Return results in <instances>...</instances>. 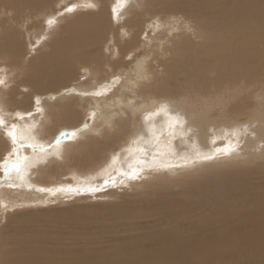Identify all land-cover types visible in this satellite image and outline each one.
Instances as JSON below:
<instances>
[{"label": "bare ground", "instance_id": "obj_1", "mask_svg": "<svg viewBox=\"0 0 264 264\" xmlns=\"http://www.w3.org/2000/svg\"><path fill=\"white\" fill-rule=\"evenodd\" d=\"M51 1L53 5H55V2H58L59 0H0V7L4 6L3 9L10 8V11L12 10L14 16L16 17L24 15L27 12V15L31 18V16H36V14L39 13L41 9L45 7L48 11L49 8L47 6H49L48 4L51 3ZM95 1L100 6H98L99 10L97 13H80V15H78V13V16H74L73 22L77 24V26L75 25L76 28H74V26L72 27L73 29H70L68 31L66 26L61 28L60 31L57 32V34H55L53 38L50 39L51 41H48L46 44L44 43L46 46H48L47 52L43 53V55L39 56V58L32 60L31 64H29L26 68L24 74H20L24 75V78L22 80H24L25 83H27L26 85L30 87V89L32 90L31 93L28 94L29 92L27 91L28 93H24L23 95H21L23 97H21L19 93L17 94L16 88H11V91L7 92V94H5L4 92V96L2 97H4V99L9 97L8 101L10 102V104L12 101L13 107L15 106L24 108V105L29 103L32 107L34 106L31 111L33 114L32 116H34V118L32 119H36L35 115L39 113L36 112V99L38 95L35 94H46L47 92H52V94H55L50 98L52 100L51 102H49V98H41L47 100L46 103L48 104L46 109L47 112H49V117L51 116V114L53 115V125H47V127L41 128L40 130H37L36 128L33 130L31 129V127H24L27 123L25 122L26 118L24 119V117H27L28 115H22L24 120L19 121L15 124L17 126L18 134L22 135L23 137L20 140L21 143L23 142L22 144H42L44 146H48L56 139L58 132H60L61 130L59 129L60 127H71L75 124V120H72V116L76 115L77 112L81 114L84 109L87 112V109L90 108H96L101 110L102 103H98L101 100L97 101V98L94 99L92 98V96L87 97L86 99L82 97L84 100H81L82 103H80V100L78 101V98L76 99L77 95H75L74 93L82 91H92L103 87L107 82L106 76L97 79V86L95 85V88L89 87V83L86 82V84L82 85L76 83L75 85L71 84V87L67 89V92L66 90L54 91L55 88H58L72 80L76 67L90 66L92 68L91 75L93 77H96V73L100 72V70L103 69V57H101L100 55L99 47L101 46V33L103 32L106 25L105 14L107 11L106 5L108 0ZM151 2L152 3L150 4V8L146 10V13L152 10L158 12L159 10V14L162 15L163 18L168 19L169 22L167 24V27L163 28L155 36H148L146 35V33L140 35V38L145 41H141V46L143 48H146L147 52L143 53L142 55H133V59L131 58L132 61L127 64L128 73L131 74L130 76L132 77V80L127 81V84H125V86L121 85L122 87L118 88V90L127 89L131 94L133 91H135L133 90V88L135 89L139 84H141V89H143L144 94L147 93L148 96H146L144 99H142L140 96L136 97L137 95L135 96V94L139 93L138 91L134 94L136 99H133L132 96L131 98L125 100L126 105H129L127 109L123 108V102H125L123 100V94L119 93V95L116 97H114L113 95V98L110 101H101L106 104V109L101 110V116L99 117L98 121V124L101 125L95 126L94 123V125L84 128L83 132L80 135L76 136L77 138H71L64 143H59L58 146L52 147L48 152H36V154L30 155V157H24L22 155V152L20 151H23L25 155H27L26 153L29 154V152L32 150V148H29L27 146L23 148L24 150L21 149L18 153L14 152L12 158L10 157L11 159L9 160H15L17 159V157H19V172H14L15 167H12L11 165H9L7 169L3 168V164L0 165V168H2L3 171L2 173L0 172V187L16 186L18 188L22 187L24 189L33 188L37 191L38 194L44 192L39 191V189H45L47 186H51L52 189L60 188L58 186L56 187L59 182L56 184L52 181H60L63 177L66 178L67 175H72L73 172H78L77 175H79L80 173H82L83 175L84 173L93 172L101 169L102 165H104L103 163L108 162L106 161L108 154L101 156L102 151H109L111 148H115L116 144H118L119 146L117 151H123L128 146H130V140H128L131 136L130 134L137 129L134 128L136 127V113H141L143 111L148 112V110H152L154 106L157 105V100L161 98H167L166 100L168 101L169 99L170 101V98H172L173 95H181L182 99H184L185 101L188 100L189 102L193 101L192 103H200L201 100H205V102H208V100H210L209 103L212 106H219V104L222 105L224 101H227L225 107H228L229 109L227 110L226 115L231 117H233L234 114H237L238 116L242 117V115H244V111H254L259 108L256 104L252 106L251 101L249 104V101H247L249 98L248 96H246V90L249 91L250 89H255V92H259L264 95V0H152ZM70 6V9H74L75 7L74 5ZM48 12L49 14L52 13L51 11ZM5 13L8 14L9 12ZM60 14L62 15V13ZM36 17L39 16L37 15ZM9 19L8 17H5L4 20L1 18L0 20L3 21H0V25L2 26L3 24H6V22L10 24ZM8 24L6 25L7 30L10 26ZM11 25L13 26L12 23ZM140 25L141 23H139V25L137 24V27H139ZM17 27H20V25ZM3 35L6 37L2 39L3 36H0V59L8 62L12 66H17L22 61L20 59V55H24V51L21 47L22 43L19 40L17 42L12 41V33L10 35H8V33ZM132 47V43H124L123 45H119V51L121 55H123L125 51L129 50V48ZM115 49L117 50V48ZM130 53L126 54L127 60L129 59V57L132 56ZM120 62H111L113 75L117 73V68L120 66ZM137 64H142L145 67L149 74V79L139 81L136 80ZM127 90L122 91L126 93ZM151 90H155V92L153 91L155 93L154 96ZM64 93L70 94H67V97H65L64 95L65 98L61 97V94ZM16 94L17 96L21 97V99H19L21 100L19 101V104L16 103ZM33 94L34 96L30 99L29 95ZM252 94L254 95V92H252ZM241 95L242 98H240V108L238 110L237 107H235L236 104H233V102L236 101L237 98H239L238 96ZM41 99L39 100L41 101ZM166 100H164V102ZM71 102H77V110ZM4 104L5 106L7 105V100H4ZM111 106H113V109L108 110V108ZM263 109L264 108H262V110ZM92 110L93 109H91V111ZM215 111H218V109ZM22 113H24V111ZM123 114L128 115L127 122H122ZM203 115L205 116V114ZM59 116L61 117V119H59ZM214 116H217V114H214ZM41 118L44 119V115H42ZM206 120H208V118ZM244 120L246 121V119ZM186 122H188V120H186ZM239 123L240 122H238V124ZM187 126L188 125H186V127ZM36 127L40 128L37 126V123ZM211 127L212 126H210L209 128L212 129ZM30 130L35 132V139L31 137ZM113 131L117 133H113ZM198 140H200L199 137ZM10 142L11 141L9 139V143ZM249 143L250 142H248V144ZM60 149L62 150V153L64 152L63 156L62 153L59 152ZM58 152L61 153L60 156H62L61 161L59 162L58 160V164H52L48 167L43 166V161L47 158L45 157L46 155L52 154V156L54 155L55 158H59V154H57ZM56 155L58 157H56ZM55 160L56 159L52 157H50V159L48 157L49 162L46 159V164H51L52 162L54 163ZM40 161L43 165L40 164L38 168H35V173L37 175L36 178H30L31 180H33V183H28V180L30 179L29 177H25L26 172L24 171H28L27 169H29L31 166L35 165L38 162L40 163ZM55 162H57V160ZM118 166L119 165H117V167ZM230 175L232 176V174ZM214 176H216V174ZM68 183H64V185L61 184V187H63L65 191H49L47 194L51 193L52 198L54 194H58V196L64 197L67 193L72 192L68 191V189L72 187H77L76 185L70 187ZM198 183L196 180V184ZM248 183L250 182L239 184L233 183L228 185H226L227 183L219 184L215 186L214 190H208L203 186H199L198 189L201 191L199 193H202L201 199L196 198V201L186 200L185 202L182 199L181 201H178L176 199L174 201L171 199H167L162 195V189L157 190L156 193H158V195L156 194V201L153 203V207H146L148 208L146 210H142L143 207H138L139 209L136 207L137 210L125 211L124 215L125 217L127 216L130 218H136L137 220L143 218L147 219L148 216L154 217V215H156V217L157 215L166 217V221L169 222L170 225L169 231L168 229L165 231L160 230V232H154L155 234L141 236L140 238H137L138 240L135 241V243L133 244H122L120 248L114 249V252L111 253L114 257L109 256V258H97L92 255L90 257H86V260L75 261L74 264H89L97 260L100 264H102L101 262H105L106 259H113V261H111L112 264H136L135 262H137V264H195L196 262H202L203 264H239L240 262H245L247 264H264V208L258 206V209L256 211H253V206L249 208L247 205L245 206L243 202L238 201L244 200L246 197H248L246 196V193L248 192L244 191V188ZM141 185H143V183ZM85 186L86 185L79 187L83 188ZM3 192L4 191L0 190V196L1 194H3ZM144 192L146 193L145 196L152 195L151 190H144ZM193 193L194 189L189 187L187 190V195H185V197L192 198L194 196ZM85 194L91 193L89 192ZM38 198L39 197H37V200ZM0 203L2 205V209L6 206L9 207L8 205L5 206L4 199H1V197ZM141 205H143V203ZM203 206L207 207L208 209H215V211L208 210L210 214L208 213V215H205L203 216V218L201 217L200 220L196 221H205L206 226L205 224L202 225L206 227V230L200 232L203 234L198 237L196 236L195 238L194 234H190L187 231H180L176 222L180 223V220L183 219V217H185V215L189 213V216L191 218L193 213L195 212L194 210L199 209ZM174 208H176L175 212H173ZM11 209H8V211ZM184 211H186L185 214ZM177 216L183 217L178 220H175ZM115 218H117V215ZM133 220L135 221V219ZM229 225H237L239 227H236L238 230L234 232L236 234L239 233L238 237H235V234L231 233V227V229L228 230ZM16 231L17 230L15 228L14 230H12V232ZM12 237L13 239L15 238L14 236ZM35 242L36 244L27 245L31 247L34 246V248H32L33 251H29L28 249L15 250L9 255L11 256V258L7 260L11 262L2 263L54 264L56 260L55 256H61L62 254V250L57 247H48L46 244L41 243L37 240H35ZM145 244H148L150 247L145 248ZM129 248L133 250H131L129 253L123 252L124 250ZM118 252H121L122 256L118 254Z\"/></svg>", "mask_w": 264, "mask_h": 264}, {"label": "rangeland", "instance_id": "obj_2", "mask_svg": "<svg viewBox=\"0 0 264 264\" xmlns=\"http://www.w3.org/2000/svg\"><path fill=\"white\" fill-rule=\"evenodd\" d=\"M109 1H110V5H109ZM142 1L143 0H125V3L121 4L118 2V0H108L107 5H106L107 11L105 14L106 15V18H105L106 25H105L103 32L101 33V38H100L101 39L100 40L101 46L99 47L100 55H101V57H103V69L100 70V72L96 73V75H97L96 77H93L91 75V72H92L91 69L92 68L90 66L76 67V69L74 70V77L72 78V80L69 81L68 83L58 87V88H55L54 91H58V90L64 91V90L69 89L71 87L70 86L71 84L75 85V83H76V84L82 85V84H86V82L90 84V85L88 84L89 87L95 88V85L97 84V79H100V78L106 76L107 82L109 83L112 81V78L114 76H120V77H122L121 83L119 85H117L110 93H108V95L100 96V97L92 96V98H94V99L97 98L96 99L97 101H100V100L101 101H103V100H105V101L109 100L110 101L113 98V95H114V97H116L119 95V93H122L123 94L122 96L124 97L123 100L125 101V100L131 98L132 96H133L132 97L133 99H136V97H139V96L142 99H144L146 96H148L147 93L144 94L143 89H141L142 88L141 84H139L135 89L133 88V90H135L136 92L133 91L131 94H130L129 90H127V89H122V90H127L126 93L122 90H118V88L125 86V84H127V81L132 80V77L130 76L131 74L128 73L127 64L130 61H132V59L134 57L133 55H135V54L142 55L143 53L147 52V49L143 48L141 46V41H143V40L140 38V35H142L143 33H146V35H148V36H155L163 28H166L167 24L169 22L168 19L163 18V16L159 14V10H158V12L152 10V11H150V12L148 11V13H146V10H148L150 8V4L152 3L151 2L152 0H144L143 2ZM51 3H52V1H51ZM51 3H49L48 4L49 6H47L49 8L48 11L52 12L54 10L55 12L53 11L52 13L50 12L51 14H49V12L47 11V9L45 7L43 9H41L42 12L40 11L39 13L36 14V16L38 15L39 17L31 16V18L27 15L28 14L27 12L24 15L16 17V16H14L12 10L10 11V8L9 9H6V8L3 9L4 6L0 7L2 9V10L0 9L1 10L0 11V19L2 18L4 20L5 17H8V19L10 18L9 19L10 24H8L6 22V24L2 25L3 27L0 25V28H1L0 29V32H1L0 36L1 37L3 36L2 39H4V37H6V36H4L3 34L8 33V35H10L12 33L13 38L14 37L16 38V39L14 38V40L12 38V41L17 42L19 40L22 43L21 47L24 51L23 52L24 55H20V59L22 61L20 60L21 62L17 66H12L8 62L0 59V61H1L0 62V79H3V81H4L3 84H0V90H1L0 91V115H2L3 120L5 122L4 127L0 128V142H1L0 143V165L5 164L7 160L9 161V159L12 158L13 153H14V151H13L14 146L12 145L11 142L9 143L8 137L5 136V134H4L5 130L10 129L13 124L18 123L19 121H22L25 118H26L25 122H27V123L25 124L24 127L29 128V127H31V125H33V124L36 125V123H37V126L40 127V128L35 127L37 130L38 129L40 130L41 128H45V127H47V125H53L54 124V123H52L53 115L51 114L52 118H51V116L49 117V115H48L49 112H47V109H46L47 104H48V103H46L47 100H44V99L49 98L48 100H49V102H51L52 100L50 98L53 95H55V94H52V92H47L46 94H39V93L35 94V95H38V97L36 96L37 98L40 97L39 99L44 98V99H41L42 102L39 100V105L36 106V109H37V107H41L43 109L42 112H39L40 114L36 110V112L38 114L35 115V118L37 120L32 119V118H34V116H32L33 114L31 115L32 117L28 115L27 117H24V119L21 118L20 116H18L17 114L20 112H21L20 114H22L23 116H26L28 113H32L31 111H32V108L34 106L32 107L31 104L29 103L30 105L25 104L24 108L15 107V106L13 107L12 101H11L12 105L8 101L9 97L8 98L5 97L6 99H4V97H2V96H4L3 95L4 92H5V94H7V92L11 91V88H16L17 94L19 93L20 96L23 95L24 93L27 94L28 92H29L28 94H30L32 90L30 89L29 86L26 85L27 83H25V81L22 80L24 78V75H20V74H24V72L26 71V68L28 67L29 64H31L32 60L39 58V56H41V55H43V53L47 52L48 46H46L45 44L48 41H51L50 39L53 38L55 36V34H57V32L60 31L61 28L66 26L67 31H68L70 29H73L72 27H74L75 25L77 26V24L75 22H73L74 16L76 17V16L80 15V13L95 14L98 12L99 7H100L99 4L96 3L95 0H59L58 2L57 1L55 2V5H53V3L52 4ZM85 3H87V4H85ZM88 3H92L94 5V7H96V8L88 7L87 6ZM96 4H98V5H96ZM70 5H74L75 7L71 11H68V9H70ZM54 7H56V8H54ZM132 8H134V9H132ZM114 9H115V13L113 11ZM3 12H4V14H3ZM5 12H9V13L6 14ZM66 12H67V14H66ZM60 13H62V15ZM12 17H13V19H12ZM56 17H57V19H56ZM3 20H0V21L2 22ZM16 20H18V21H16ZM49 20L53 21V23L51 25H49L47 23V21H49ZM135 20H136V22H135ZM69 21L71 22V24ZM158 21L165 24L166 27H162L160 29L157 28V22ZM164 21H165V23H164ZM11 23L13 24V26L11 25ZM139 23H141V25L139 27H137V24L139 25ZM7 24L10 25L12 28L11 29L9 26L8 27L9 31L7 30V26H6ZM18 24L20 25V27H17V26H19ZM124 24H125V27H124ZM22 26H23V28H22ZM76 26L74 28H76ZM16 27H17V29H16ZM130 29H132V30H130ZM53 32H54V34H53ZM37 39H38V41H37ZM129 42L132 43L133 47L129 48V50L125 51L124 54L121 55V53L119 51V45H123L124 43H129ZM143 42H145V41H143ZM115 48H117L118 51ZM128 52L129 53L131 52L130 54L132 55L131 56L132 59L127 60L126 54H129ZM111 62L112 63L120 62V66L117 68V73H115V75L112 74L113 69L111 68V65H112ZM24 65H25V67H24ZM19 67H20V69H19ZM102 72H104V73H102ZM107 82H106V84H107ZM22 83L25 85H23ZM18 87L20 89L22 88L24 91L22 89L20 90ZM254 90L255 89H250L249 91H251V92L246 90V96H248V98H249L247 101H249V104L251 101L252 106H254L256 104L259 108L257 110H254V111H250V110L244 111L243 112L244 115H242V117L238 116L237 114H234L233 117L226 115L227 110L229 109L228 107H225L227 101L226 102L224 101L222 105L219 104V106L218 105L212 106L209 103L210 100H208V102H205V100H201L200 103L199 102L192 103L193 101L189 102L188 100L185 101L184 99H182L181 95H173L172 98H170V101L168 99L169 102L166 100L167 98L158 99L157 105L154 106V108H153L154 110L152 109V110H148V112L143 111L144 113L143 112H141V113L137 112L136 113V116H135V126L136 127H134V128L135 129L137 128V129L134 130L135 132L133 131L134 133L132 132L130 134L131 136L129 135L130 138L128 139V140H130V142H129L130 146H132L134 148V147H136V145L133 144L134 140H137L141 136L144 137L145 139L149 138L148 127L150 125H152V124L155 125L154 132L156 134H159L160 132L167 130V125L170 121V117L163 110L160 111L159 115L151 117L150 120L147 122L144 119L145 115H147L148 113H151V112H155L157 109H162V105H164L166 103L168 105V111H170L172 114L179 113L182 117H184L185 120H188L189 123L188 122L186 123V125H188L187 127L192 129V131L190 133H187L185 135H180L179 131L177 130V135L172 140L173 146L175 147L177 152H179L181 154H184V153L194 154L197 150H199L201 153H207V152L214 151L215 148H217V147H223L225 144L229 143V141H231L232 143H236V137L231 135L232 128L237 126V125L242 126V124L243 125L247 124V125H249L250 133L255 132L256 135H255V137H253L251 134H249V135L241 138L242 143H241V150H240V156L239 157H236V156H233L232 158L219 157L213 161H209V162H205V163H198L194 167H190L188 169H173L170 171L151 172V173H148L145 176H143L139 181H136L132 187L118 186L115 188H109L106 191L96 192L95 194H93V193L85 194V193H89V192H83L82 194H78L76 192H74V193L70 192L71 194L67 193L64 197H60V196H58V194H54L53 198H52L51 193H49L50 195L47 194L49 191H47V192L44 191L43 193L37 194V191L34 190L33 188L24 189L22 187L18 188L16 186H13V187L2 186L3 188L0 187V190L4 191L0 197H1V199H4L5 206L8 205L9 207L14 208V209H11V208L6 206L2 209V207H1L2 205L0 203V208H1V210H0V264L2 262H7V263L11 262V261H7V260L11 258V256H9V255L15 250L28 249L29 251H33L32 248H34V246L31 247V246H27V245L36 244L35 240L46 244L48 247L54 246V247H57L60 250H62L61 256H55L56 260H55L54 264H74L75 261L86 260V257H90L92 255H94L97 258H102V257H108L109 258V256L114 257L111 253L114 252V249L120 248V246L122 244H127V243L133 244V243H135V241L138 240L137 238H140L141 236H147V235L155 234L154 232H157V231L160 232V230L161 231H165L167 229H168V231L170 230L169 222H167L166 217H163V216L157 215V217H156V215H154V217L148 216L147 219L143 218V219L137 220L136 218H130L127 216L125 217V215H124L125 211L137 210L138 207L139 208L143 207L142 210L143 209L146 210L150 207H153L154 206L153 203L156 201L155 199H156V196L158 195V193H156V192H157V190H161V189L163 191L162 195L164 197H166L167 199H171L173 201L175 199L178 201H181V199H182L185 202L186 200H191V201L195 200L196 201V198L201 199L202 193H199V192H201L198 189L199 186H203L204 188H206L208 190H214L215 186L219 185V184H226L227 183L226 185H228V184H233V183L239 184V183L250 182L244 188V191L248 192V193H246L247 194L246 196H248V197H246L244 200H238V201L243 202V204L245 206L247 205L249 208H251L253 206L252 207L253 211H256L258 209V206L264 208V202H263V200H264V181H263L264 180V147H262V144H264V109L262 110V108H264L263 107L264 106V99H263L264 95H262L259 92H255L256 90L255 91ZM138 91H139V93H137ZM151 91L155 92V90H151ZM21 92H23V93H21ZM154 92H153V96L155 95ZM252 92H254L255 96L252 94ZM1 93H2V95H1ZM135 93H137V94H135ZM17 94H16L15 98H16V103L19 104V101H21L19 99H21V97H23V96L20 97V96H17ZM67 94L69 95L70 93L61 94V97H64V95H65V97H67L68 96ZM134 94H135V96L136 95L137 96L135 97ZM29 96L31 99L34 96V94L29 95ZM238 97L239 98H237V100L234 101L233 104H236L235 107H237V109L239 110V108H240L239 104L241 101L240 98H242V95L238 96ZM64 98H63V100H64ZM81 98H82V96L78 97V95L76 97V99L78 101L80 100L79 101L80 103H82L81 100L83 101L84 99H86V98H84V99L83 98L81 99ZM30 99H29V101H30ZM142 99H140V100H142ZM4 100H7L6 106L4 104ZM164 100H166L167 102L166 101L164 102ZM101 101L98 102V103H102L101 104V106H102L101 110L106 109V106H105L106 104L104 102H101ZM158 102H160V103H158ZM71 103L74 105V107L78 106L77 102H71ZM123 103L125 104V105L123 104V106H124L123 108L129 107V105H126V101ZM206 106L207 107L209 106L208 109L210 111L207 109ZM75 109L77 110V107ZM91 109H93V110L91 111ZM111 109H113V106L108 108V110H111ZM217 109L219 112L215 111ZM99 110L100 109L90 108V109H87V112L84 109V111L81 114L79 112H77L76 115L72 116V120H75L76 125L74 124L71 127H67V126L60 127L59 128V129H61L60 132L76 131V133H77L76 136H78L84 130L83 124L85 123V121H87L88 126L94 125V123H95V126L101 125V124H98L99 117L101 116V112H102L101 110L100 111ZM23 111H24V113H22ZM93 111L96 112V118L94 120L90 118V113ZM203 114H205L206 118ZM214 114H217V116H214ZM42 115H44V119L41 118ZM186 115H188V116H186ZM28 117H30V118H28ZM19 118H21V119H19ZM27 118H28V120H27ZM207 118H208V120H206ZM59 119H61L60 116H59ZM244 119H246V121ZM122 120H123L122 122H127L128 115L123 114ZM36 121H40V122H36ZM237 121L240 123L238 124ZM244 122H246V123H244ZM254 122H256V123H254ZM40 123H42V124H40ZM202 123L205 125H203ZM216 124H218L219 126ZM204 126H205V128H204ZM210 126H212L211 127L212 129L209 128ZM60 132H58V135ZM113 133H117V132L113 131ZM197 133H199V134H197ZM200 136H201V138H200ZM198 137L200 140H198ZM67 140H69V139L65 138L60 143H64ZM204 140H205V143H204ZM213 140H215V144L213 143ZM248 142H250V143L248 144ZM20 143H21V141H20ZM141 144H143L142 141H141ZM7 145H9V146H7ZM115 146H116L115 148H111L109 151H106V152L102 151L101 156L108 154L107 159H106V161H108V162L103 163L104 165H102L101 169H99L97 171H93V172H87V173H84L83 175H82V173H80L82 176L80 174L77 175L78 172H75V173L73 172V174L75 176L73 174H72L73 176L67 175L69 177L66 176V178L63 177L60 181H52V182H54L56 184L58 182L60 183V184L58 183L57 185L55 184L56 187L57 186L61 187V184H63V185H64V183L67 184L68 181H69L68 185L70 187L75 186V185L77 187H79V186H84V185L96 186L98 184H102L103 180L106 177H108L109 172L111 171V169H108L107 171H105L104 167H107V165L111 161L112 157L116 153H120L121 161L123 162L124 157L127 155V152H125L124 150L123 151L122 150L117 151V149L119 147L118 144H116ZM257 149H259V151H257ZM61 151L62 150L60 149L59 152H61ZM20 152H22V155L24 157L25 156L30 157V155L36 154V152H34L33 150H31L29 152V154L26 153L27 155H25V153L23 151H20ZM59 152L57 154H59L58 156L60 159L55 158V156L54 155L52 156V154H48L49 156L48 155L45 156V157H47L46 158L47 161H48V157H49V159H50V157H52V158L56 159L57 162H55L56 161L55 160L54 163L52 162L51 164H49V163L46 164V159H44V161H43L44 165L40 161V163L38 162L35 165L31 166L32 168L30 167L29 169H27L28 171H24V172H26L25 177H27V178L29 177V179L30 178L31 179L36 178L37 175L35 173V171H36L35 168H38L40 166V164H42L45 167L51 166L52 164L53 165L58 164V160L60 162L62 159V156L64 155L63 154L64 152L63 153L61 152L62 156H60L61 153H59ZM58 156L56 155V157H58ZM25 164H27V163H25ZM118 165L121 166L120 164H118ZM122 166L127 167V162H123ZM246 167H248V168H246ZM251 168H253V169H251ZM0 169H1L0 172L2 173L3 172L2 168H0ZM236 169H237V171H236ZM14 172L18 173L19 168L15 167ZM1 173H0V178H1ZM215 174H216V176H214ZM230 174H232V176ZM252 177H255V178H252ZM31 179L30 180L27 179L28 183H30V182L33 183V180H31ZM247 179H249L250 181ZM196 180H197V183L199 182L198 184H203V185L196 184ZM198 180H200L201 182ZM142 183H143V185H141ZM259 185H261V186H259ZM65 186H67V185H65ZM189 187L194 189V193H193L194 196L193 197H195V198H193V197L192 198H186L185 197V195H187V190ZM45 189H52V187L47 186ZM22 190H24V191H22ZM144 190H151L152 195L145 196L146 193L144 192ZM8 191H10V192H8ZM32 191H34V192H32ZM258 191H259V194H258ZM5 192H6V194H5ZM23 194H25L27 197ZM199 194H200V196H199ZM18 195H20V196H18ZM251 195H253V196H251ZM36 196L39 197L38 200H37ZM86 196H88V197H86ZM89 196H91V197H89ZM139 196H141V197H139ZM9 197H10V199H9ZM13 197H16V198H13ZM146 197H148V198H146ZM149 198L151 201L149 200ZM254 198H256V199H254ZM15 199H16V201H15ZM147 199H148V201H147ZM7 201H9V202H7ZM250 201L254 205H252ZM43 202H44V204H43ZM145 202H146L147 206L145 205ZM140 203L141 204L143 203V205H141ZM146 207H148V208H146ZM7 208L11 209V210L8 211ZM208 210L209 211H215V209H211V208L208 209L207 207L203 206L199 209H195L194 210L195 212L193 213L191 218L189 216L190 213L185 215V217L182 216L183 219L180 220V223L176 222L178 224V229L180 231H187L190 234H194L195 238H196V236L198 237V236L202 235L203 233H200V232L206 230V227H205L206 223H205V221H200V222H196V221L200 220L201 217L203 218V216L208 215V213H209ZM175 211H176V208L173 209V212H175ZM185 213H186V211H184V214ZM116 215H117V218H115ZM118 216H119V219H118ZM182 217L177 216L175 218V220H178ZM133 219H135V221ZM191 219H192V221H191ZM171 223H174V222H171ZM202 224L203 225L205 224V226H203ZM233 226L229 225L228 230H230L232 228L230 230L231 233L235 234V237H238L239 233L236 234L234 232L236 230H238L237 228H239V227L237 225H233ZM133 227H135V228H133ZM14 228L17 230L16 232H12V230H14ZM12 236L15 237L14 238L15 241H14ZM25 237H26V239H25ZM149 247L150 246L148 244H145V248H149ZM131 250H133V249L129 248V249L124 250L123 252L129 253ZM118 254H120L122 256L121 252H118ZM111 261H113V259H111V260L106 259L105 262H101V263L102 264H112ZM135 263L137 264V262H135ZM89 264H100V263L97 260V261H93ZM119 264H122V263H119ZM195 264H203V263L202 262H196ZM207 264H210V263H207ZM239 264H247V263L240 262ZM248 264H250V263H248ZM260 264H263V263H260Z\"/></svg>", "mask_w": 264, "mask_h": 264}, {"label": "snow or ice", "instance_id": "obj_3", "mask_svg": "<svg viewBox=\"0 0 264 264\" xmlns=\"http://www.w3.org/2000/svg\"><path fill=\"white\" fill-rule=\"evenodd\" d=\"M119 3L124 4L125 0H118ZM88 7H94L92 3H88ZM72 9H68L71 11ZM115 13V9L113 10ZM49 25L53 23L52 20L47 21ZM166 27L162 22H157V28ZM131 59V57H129ZM83 79V78H82ZM149 79V74L145 67L142 64H137L136 67V80H147ZM122 77L114 76L112 81L105 84L103 87L99 89H95L92 91H83V92H75V95L82 96L84 98L94 96H106L110 93L117 85L121 83ZM3 79H0V84H3ZM68 90H66L67 92ZM37 105H39V98L36 99ZM163 110L170 117V121L167 125V130L156 134L154 132L155 125L152 124L148 127L149 138L145 139L144 137H139L137 140L133 141V144L136 147L128 146L124 149L127 152V155L124 157L123 162H127V167H123V162L121 161L120 153H116L111 161L108 163L107 167L104 169L107 171L111 169L108 177L103 180L102 184H98L96 186H85L81 187H72L68 189V191L76 192L78 194H82L83 192H90L95 194L96 192L106 191L109 188H115L118 186L124 187H132L134 182L139 181L143 176L151 172H160V171H169L173 169H188L190 167H194L198 163H205L209 161H213L219 157H228L232 158L233 156L239 157L241 150V138L251 134L255 137L256 133L249 131V125H237L232 128L231 135L236 137V143L225 144L223 147H217L214 151L201 153L197 150L194 154L184 153L181 154L176 151L173 146L172 140L177 135V130L180 135H185L192 131L191 128H185L186 120L179 113L172 114L168 111V105L165 103L162 105V109H157L155 112L148 113L145 115V121H149L151 117L157 116L160 114V111ZM43 109L37 107V112H42ZM18 116L23 118L22 114L18 113ZM27 115L31 116L32 113H28ZM90 118H96V112L93 111L90 113ZM4 120L2 115H0V128L4 127ZM36 125L33 124L31 129H35ZM88 123L85 121L83 124V128H87ZM5 136L8 137L12 143L13 151L19 152L25 146L32 148L34 152L44 153L48 152L52 147H56L59 143L65 138L71 139L76 136V131H64L60 132L56 139L49 144L47 147L39 144L33 145L28 144L24 145L20 143V140L23 138L22 135L18 134L17 126L13 124L10 129L5 130ZM30 135L33 139H35V132L30 130ZM143 141V144H141ZM215 144V140H213ZM264 147V144H262ZM259 151V149H257ZM120 164L121 166L117 167ZM11 165L12 167H19L20 160L19 157L15 160H9L7 163L3 164V168L7 169ZM39 191H65L63 187L58 189H44L41 188Z\"/></svg>", "mask_w": 264, "mask_h": 264}, {"label": "water", "instance_id": "obj_4", "mask_svg": "<svg viewBox=\"0 0 264 264\" xmlns=\"http://www.w3.org/2000/svg\"><path fill=\"white\" fill-rule=\"evenodd\" d=\"M70 8H71V6H70Z\"/></svg>", "mask_w": 264, "mask_h": 264}]
</instances>
